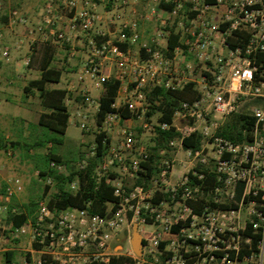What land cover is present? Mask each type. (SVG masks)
I'll list each match as a JSON object with an SVG mask.
<instances>
[{"label": "built area", "instance_id": "1", "mask_svg": "<svg viewBox=\"0 0 264 264\" xmlns=\"http://www.w3.org/2000/svg\"><path fill=\"white\" fill-rule=\"evenodd\" d=\"M0 18L9 33L25 32L6 41L0 31V62L25 47L28 66L33 49L48 45L80 58L81 96L88 89L101 95L105 83H118L100 123L114 141L105 136L99 155L92 143L65 186L72 195L80 191L77 174L94 164L91 178L110 189L111 200L96 213L91 201L54 212L49 203L57 190L45 177L33 213L14 225L7 216L21 212L11 206L21 183L8 180L0 193V251L22 246L8 264H264V0H41L34 22L0 2ZM147 22L154 29L143 39L140 27ZM171 34L177 42L168 51ZM189 85L194 96L177 103L171 124L151 125L146 93ZM120 110L129 117L122 119ZM231 114L252 119L250 142L216 136ZM75 118L83 128L85 116ZM131 120L142 131L174 129L178 138L168 147L174 156L183 154L178 175L172 174L175 159L161 158L156 175L135 184L148 153L137 145ZM191 133L200 136V147L184 151L180 140ZM47 168L67 173L63 164ZM132 227L138 255L130 245Z\"/></svg>", "mask_w": 264, "mask_h": 264}, {"label": "trees", "instance_id": "2", "mask_svg": "<svg viewBox=\"0 0 264 264\" xmlns=\"http://www.w3.org/2000/svg\"><path fill=\"white\" fill-rule=\"evenodd\" d=\"M208 4H212L213 0H203ZM13 7H15L13 5ZM164 9L166 7H163ZM177 37L170 35L167 39V50L172 51L176 46ZM50 49H47L43 55H41L39 72V79L30 81L27 84V89L24 91L35 90L38 94L39 106L42 111L39 113L37 122L34 125H27L28 137L24 141L23 151L27 153L28 149H43L47 144L50 145L45 155H38L36 157L35 170L38 173V179L43 180L45 177H50L57 190V194L52 197L49 203V208L54 212L59 209L73 206L82 207L83 203L87 201L92 202L91 213L100 212V204L105 201L111 200L110 189L103 185V182L95 184L91 178V171L94 164H89L88 167L77 174V178L80 183V191L75 194H70L65 190L67 183L72 181L76 175L75 164L80 159L81 154L79 153L76 158L61 157L57 155L56 148L63 145V136L67 127V120L69 114L67 108L64 105V99L66 92L62 89H47V83H57L59 80V73L51 71L49 64L51 61ZM35 53L30 57V64L34 61ZM118 83L108 81L103 86V91L98 98V108L96 111V124L100 125L104 114L109 110L110 104L113 102ZM191 86L183 87L177 91H165L162 88L151 89L146 93V100L149 103V111L146 113V117H149L152 113H157V122L164 123L166 125L171 124L172 115L177 107L179 101H190L193 98ZM157 101V106L154 102ZM119 115L122 119L129 117V113L125 110H120ZM253 121L251 118L243 114H231L228 116L222 125L216 131V136H219L233 144L247 143L251 141L250 131L252 128ZM37 132L33 135V132ZM153 145L147 149L148 159L141 165V169L145 173L141 174L139 180L135 184L141 185L147 184L148 180L155 176L158 172L159 157L158 152L164 150L165 153L170 151L168 143L176 138L178 134L172 127L167 130H159L158 128L153 129ZM105 137L103 133H98L94 136L93 144L95 145L96 154L99 155L103 147L101 145L102 139ZM181 149L184 151H196L200 147V136L196 133H191L180 140ZM17 147L16 143L6 142L3 140L0 131V151L6 148L14 149ZM49 162L59 163L66 166V174H55L53 171L47 168ZM96 187V190H93ZM35 201L30 200L21 210L19 215L7 216L8 220H11L14 225L23 223L25 216H30L35 207ZM24 213V215L22 214ZM5 264L10 262L11 254L6 252L4 254Z\"/></svg>", "mask_w": 264, "mask_h": 264}, {"label": "rangeland", "instance_id": "3", "mask_svg": "<svg viewBox=\"0 0 264 264\" xmlns=\"http://www.w3.org/2000/svg\"><path fill=\"white\" fill-rule=\"evenodd\" d=\"M19 2L22 3V8H24L25 11H33L30 19L36 20L40 3L32 0H19ZM21 10L25 12L23 9ZM153 29L154 26L150 22L141 24L140 31L143 39L149 35ZM50 48L52 53L49 69L59 73V80L57 83H47L46 88H58L66 92V97L63 103L67 108L71 120L70 124L67 125L66 134L63 137V145L57 147L55 152L61 157L68 156L76 158L79 153H85L87 151L89 146L93 143L96 134L103 133L111 141H114L115 136L104 131L100 125L97 126L96 124V111L98 106L96 107L94 104H98L100 93L88 89L86 91V97L81 96V85L75 81V70L80 58H69L64 50L54 49L52 46ZM33 53H35V58L30 66H23V55L12 57V54L7 62L0 64V89H2V91H0V100L7 103L9 102L14 106L21 107L28 111L30 120H36L39 113L42 111L39 106L37 92L35 90H23L24 88H28L27 84L30 81H33L40 76L39 66L41 55H43V49L37 47L34 49ZM5 90L10 91L11 94L4 96ZM77 112L85 116V124L83 128L79 127V123L75 118ZM157 118V113L154 112L148 117V121L151 125H155L157 123ZM173 123L179 128L183 127V122H180L177 119H174ZM0 131L6 144L11 142L16 143L17 145L14 149L6 148L10 150V156H6V149L0 151V174L2 175L3 173L4 175H10L21 173L30 175L35 172L36 157L38 155H45L50 146L46 145L43 149L38 150L28 149L26 153L23 151V148L26 144L24 140L27 139L29 135L27 126L23 129L21 124L15 125L10 121L3 120L0 122ZM152 131H142L137 128L133 130L137 145L144 148L146 152L147 149L151 148L153 145L154 135ZM22 133L24 137H22ZM36 133L37 132L34 131L33 135L35 136ZM78 139L80 140V143L73 145ZM206 147L210 150L208 144H206ZM207 153H209L208 150ZM158 157L159 160H161V158L167 160L175 159L173 162V172L174 170H180L179 161L184 160L183 154L180 152L176 156L168 152L165 153L163 157ZM205 184L208 186L210 185L208 181Z\"/></svg>", "mask_w": 264, "mask_h": 264}, {"label": "crops", "instance_id": "4", "mask_svg": "<svg viewBox=\"0 0 264 264\" xmlns=\"http://www.w3.org/2000/svg\"><path fill=\"white\" fill-rule=\"evenodd\" d=\"M32 1H36L41 3V0H32ZM0 2H3L5 5H14L15 7L19 8V9H23L22 8V3L19 2V0H2ZM25 11V10H24ZM27 17H29V19L31 18V13H33V11L29 12V11H25L24 12ZM31 22H34L35 20L30 19ZM0 31L4 34V39L6 41H12L14 39L15 36H24L25 32H24V28H17L15 29L14 33H9L7 30H5L4 28V19L0 18ZM41 47V49H43V53L47 50V49H51V46L48 45H37L35 47L36 48ZM54 49H59L57 47H53ZM34 52V49H33ZM27 53L26 48L22 47L19 51L12 53V57L15 56H25ZM4 62H0V64H2ZM23 64V63H22ZM79 64V62H78ZM78 68V65L76 66V70ZM75 70V71H76ZM40 73V72H39ZM37 79H39V76L37 77ZM34 79V80H37ZM52 89H58V88H52ZM0 91H2V89H0ZM4 96H8L11 94L10 91L5 90L4 91ZM38 118V117H37ZM6 120V121H10L11 123H14L15 125H20L21 127L24 129L27 125H33L36 124L37 119L36 120H30V115L28 113V111H26L25 109L21 108V107H17L12 105L11 103H7V102H3L0 100V122ZM70 117L67 120V125L70 124ZM128 126L132 127V129H136L137 128V123L133 120H131L130 122L127 123ZM20 127V126H19ZM67 129V127H66ZM24 133V132H23ZM22 133V137H24ZM66 134V130L64 133V136ZM63 136V137H64ZM80 143V140L78 139L75 143H73V145H76ZM179 152L176 153V155ZM145 172V171H144ZM180 173V170H174V172H172L173 175H178ZM13 178H17L20 183H21V191L20 193L16 194L15 197L11 200V206H14L20 210H23V207L30 201H36L40 195H42L44 193V188L42 185L41 180H39L36 175L35 172H33L30 175H26V174H21V173H14V174H7L4 175L2 173V175L0 174V193L2 192L6 182L10 179ZM2 249H6L8 250V252H10L11 257H10V261L13 260H18L19 258V250L22 249V246H5ZM4 252L0 251V264H5V257H4Z\"/></svg>", "mask_w": 264, "mask_h": 264}, {"label": "water", "instance_id": "5", "mask_svg": "<svg viewBox=\"0 0 264 264\" xmlns=\"http://www.w3.org/2000/svg\"><path fill=\"white\" fill-rule=\"evenodd\" d=\"M129 236H130L131 249L135 255H138L141 243H140L138 235L135 232L134 227L131 228Z\"/></svg>", "mask_w": 264, "mask_h": 264}]
</instances>
